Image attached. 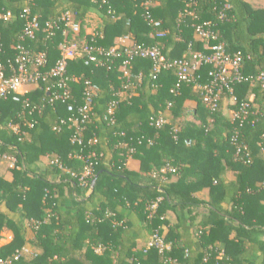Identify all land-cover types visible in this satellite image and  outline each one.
<instances>
[{
  "label": "trees",
  "instance_id": "1",
  "mask_svg": "<svg viewBox=\"0 0 264 264\" xmlns=\"http://www.w3.org/2000/svg\"><path fill=\"white\" fill-rule=\"evenodd\" d=\"M146 1L0 0V16L11 14L7 22L0 18L5 67L13 63L19 45L46 53L41 71L54 66L58 45L74 34L59 22L49 35L46 23L68 11L79 26L75 39L100 50L95 55L104 62L97 67L80 58L66 68L67 77L78 79L68 83L77 104L86 82L97 88L82 144H72L75 127L67 122L66 104L50 103L45 83L27 95L30 108L41 110L31 117L25 114L35 124L23 140L7 128L19 119L21 105L0 98V154L19 160L18 169L0 166V239L4 231L11 233V240L0 245V257L11 258L29 243L32 255H23L20 264H168L167 259L176 264H264V90L250 82L235 84L232 94L211 111L191 84L172 92L177 83L172 70L153 79L152 62L134 58L129 70L140 82L132 78L135 87L120 97L124 48L119 47L116 57L106 56L122 37L137 46L158 47L167 60L207 53L214 41L205 45L198 40L195 27L208 24L215 43L241 56L243 76H255L264 69V5L249 0H152L148 12L161 22L155 29L144 15ZM26 8L29 19L36 17L38 30L34 39L23 41L26 18L21 15ZM91 12L100 22L93 36L85 33ZM156 31L165 36L157 38ZM209 70L205 65L198 71L201 84L209 81ZM113 101L117 105L108 116ZM244 103L243 120L224 113L239 111ZM158 112L166 123L155 128L150 120ZM93 137L95 146L87 144ZM90 150L103 157L82 186L85 164L79 157ZM128 159L138 162L136 171L127 167ZM52 160L62 168L49 164ZM166 167L174 172L161 173ZM228 173L232 179L226 178ZM67 203V209L61 208ZM155 231L170 245L164 255L147 248ZM100 246L102 252L96 253Z\"/></svg>",
  "mask_w": 264,
  "mask_h": 264
},
{
  "label": "built area",
  "instance_id": "2",
  "mask_svg": "<svg viewBox=\"0 0 264 264\" xmlns=\"http://www.w3.org/2000/svg\"><path fill=\"white\" fill-rule=\"evenodd\" d=\"M152 0H147L144 3L145 18L155 29L161 25L160 21H155L151 18L148 7L151 5ZM229 6H225L228 8ZM29 9L26 8L23 11L22 17L26 18L25 25L23 27V33L21 40L34 39L38 30V22L35 16L28 18ZM223 12L219 13V18H223ZM0 18L7 22L11 19L9 12L0 16ZM59 22H63L66 29H69L74 34L71 39L62 42L58 45L59 59L55 62L47 71H41L40 69L46 64V53L43 51L34 52L30 49H26L25 46L19 45L17 47V53L14 57L13 63H8V67H5L0 60V98L4 100H11L12 102L21 105V114L17 121H10L7 124V128L18 137L19 140H23L28 136L29 131L34 127L35 120L28 119L35 112H40L41 108L33 106L30 108V103L27 95L31 88L37 86L39 83H45V91L48 93L49 102L61 101L65 103V108L68 113L67 122L71 123L75 127V134L71 138L72 144H82V136L86 130V124L91 122L93 115V97L96 95V86H91L89 82H86V89L83 94L82 103L77 104L71 94V89L68 85L70 82H78L77 78L67 77L66 68L69 61L84 58L85 65L93 63L97 67H102L104 62L96 57V53L101 54L100 50H95L87 44L85 39L76 40L75 36L78 33V23L73 18L70 12H65L63 15L55 21L46 23V29L49 35H52L54 29L59 28ZM86 33V30H85ZM87 34V33H86ZM94 32L87 34L93 36ZM66 36V30L63 32ZM165 36V32L156 31V37L161 38ZM195 36L198 40L208 45L209 41H214L213 45L207 46V53L199 52L193 53L188 58L167 60L158 47L137 46L134 44H127L130 41L129 37H122L117 40V45L106 53V56L116 57L118 54L116 51L119 47H123L124 50L121 54L125 56V60L121 64L122 75L125 78L124 83L121 85L120 90L116 93L120 96L130 88H134L131 83L132 78H137L140 82V77H133L130 73V61L134 58L148 59L153 64V79L161 71L172 70L177 83L173 91L179 89L182 84H191L193 89L200 92L203 104L211 111L217 109L218 103L223 100L226 94H232L233 86L241 82H250L251 84H257L262 90H264V69L261 70L255 76H243L241 73L242 58L239 54L230 55L227 53L224 44L215 43L216 35L208 29V24L198 25L195 27ZM210 66L208 71L209 81L201 84L199 82L200 76L198 71L202 66ZM253 100V95L248 97V103ZM248 103L241 105L239 111L229 110L226 114L232 120H243L247 114ZM116 101L111 102L107 115L112 116L114 113ZM108 120V117H105ZM111 121V120H110ZM166 123V119L162 112H158L157 115L151 118L150 125L155 128H159ZM65 124L64 120L60 123ZM53 131H59L57 126L53 127ZM176 132V131H174ZM151 144V140H148ZM87 144L95 146L97 139L91 138ZM189 144V143H188ZM103 153L96 154L95 150H90L86 156H80L79 158L84 162L85 167L83 174L79 178L82 186L88 185V180L92 177L93 168L97 159L102 158ZM51 165H56L60 169L62 168L56 160L49 162ZM0 166H5L7 170H13L19 168V160L17 156L10 153L0 154ZM174 172L171 167H166L161 170V173ZM156 204L151 207L155 209ZM32 224V222H31ZM34 225V224H32ZM30 227V225L28 224ZM35 227V225L33 226ZM32 227V228H33ZM147 248H154L159 255H164L165 252L170 250V245L165 243L163 238L154 232L151 239L147 243ZM103 248L97 247L96 253H101ZM23 255H32V252L27 248H22L11 258L0 257V264H20ZM168 264H176L175 261L167 259Z\"/></svg>",
  "mask_w": 264,
  "mask_h": 264
},
{
  "label": "crops",
  "instance_id": "3",
  "mask_svg": "<svg viewBox=\"0 0 264 264\" xmlns=\"http://www.w3.org/2000/svg\"><path fill=\"white\" fill-rule=\"evenodd\" d=\"M249 1H250V2H253V3H260V4L264 5V0H260V1H259V0H249ZM254 1H255V2H254ZM94 29H95V28L88 27V28L86 29V33L89 34V33H91L92 31H94ZM129 43H130V41L128 40V41H127V44H129ZM227 111L229 112V110H224V113H225V114H228V113H226ZM126 164H127V167H128L129 169H131V170L136 171L137 168H138V162H136V161L133 160V159H128V161H127ZM226 178H227L228 180H229V179H232V178H233L232 173H228ZM69 206H70V204L67 203L66 206L64 205V206H62L61 208H63V209L65 210V209H67ZM11 216H12V214L10 215V217H11ZM170 221L174 222V221H175L174 217H171V216H170ZM6 233H7L6 238H3V237H2V238L0 239V245H3V244H5V243H7L8 241L11 240V233H10V232H6ZM26 237H27L28 240H31V239L33 238V234L31 233V231L29 230V228H26ZM25 248H27L28 250H30V251L32 252V250L30 249L31 246H30L29 243L25 246Z\"/></svg>",
  "mask_w": 264,
  "mask_h": 264
},
{
  "label": "rangeland",
  "instance_id": "4",
  "mask_svg": "<svg viewBox=\"0 0 264 264\" xmlns=\"http://www.w3.org/2000/svg\"><path fill=\"white\" fill-rule=\"evenodd\" d=\"M260 1V0H259ZM255 2V1H254ZM253 3V2H251ZM87 24H88V27H91V28H96L98 25H99V18L97 17V15L93 12L89 13L88 17H87ZM193 103H190L189 104V108L192 109L193 108ZM15 219H18L17 216H15ZM7 231H4L2 234H1V237L3 238H6L7 236Z\"/></svg>",
  "mask_w": 264,
  "mask_h": 264
},
{
  "label": "water",
  "instance_id": "5",
  "mask_svg": "<svg viewBox=\"0 0 264 264\" xmlns=\"http://www.w3.org/2000/svg\"><path fill=\"white\" fill-rule=\"evenodd\" d=\"M96 178L92 181L91 183V188H93L94 184H95Z\"/></svg>",
  "mask_w": 264,
  "mask_h": 264
}]
</instances>
